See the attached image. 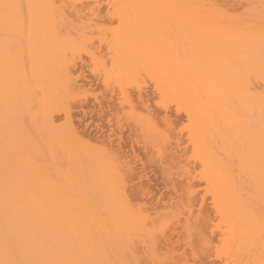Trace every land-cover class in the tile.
<instances>
[{
	"label": "rangeland",
	"instance_id": "rangeland-1",
	"mask_svg": "<svg viewBox=\"0 0 264 264\" xmlns=\"http://www.w3.org/2000/svg\"><path fill=\"white\" fill-rule=\"evenodd\" d=\"M7 78L0 190L58 264H264V0H0Z\"/></svg>",
	"mask_w": 264,
	"mask_h": 264
},
{
	"label": "bare ground",
	"instance_id": "bare-ground-1",
	"mask_svg": "<svg viewBox=\"0 0 264 264\" xmlns=\"http://www.w3.org/2000/svg\"><path fill=\"white\" fill-rule=\"evenodd\" d=\"M7 79H5L4 81L2 80V82L0 83L1 99L5 98V95L8 92L7 89L11 88V86L13 85L11 84L13 83V81H11L12 79L10 80L11 82L9 81V78ZM87 79L88 78H86V80ZM91 81L89 82L90 85L93 84ZM143 94L139 92L138 97L141 98L140 99L141 101L142 100L144 101L143 103H146L148 99L147 95L149 94L147 95H143ZM4 101L0 102V114L1 112H4L5 109L3 108H7L8 106L7 104L8 102L6 101L4 102ZM110 101L111 100H109L108 104H106L107 105L106 109H105L106 105L103 104L102 102L96 101L98 104V108H96V106H93L88 109L86 108L87 101L79 102L77 104V108H75L74 111L79 114L82 113L84 116H86L88 113L90 114L96 113L98 119L102 120L104 114L107 111L109 112L115 108L114 107L115 105ZM2 102L4 103L1 106ZM69 114H71V112ZM78 120L81 122L82 118L79 117ZM111 121L112 120L109 117L108 118L109 124L111 123ZM88 125L89 124L86 123L82 127V129L84 131H88ZM93 128L96 130H100V132L104 131L103 128L101 127L100 122L98 123L96 122L95 127H92L91 129L94 130ZM112 131L110 133H112ZM107 135H108V140H110V134ZM8 195H9L8 193L6 194V192L0 190V264H58L59 255H56L55 253L56 251L54 252V250L51 249L52 246H50L51 244L50 238H54L53 235L51 234L52 232L51 228H53L51 224L52 223L54 224V221L52 222L53 218L51 220V217H53L54 215L53 214L54 210H42L38 206H33V207H37L39 208V210H36L37 208L36 209L33 208L34 209L33 210L31 208L32 207L31 205L26 204L27 202L10 203ZM6 197L8 198V200Z\"/></svg>",
	"mask_w": 264,
	"mask_h": 264
}]
</instances>
